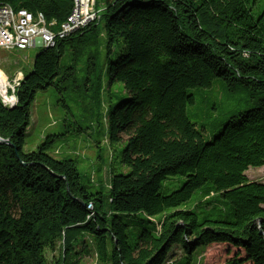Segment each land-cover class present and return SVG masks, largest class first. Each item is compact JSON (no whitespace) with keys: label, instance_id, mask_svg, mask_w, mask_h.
<instances>
[{"label":"trees","instance_id":"obj_1","mask_svg":"<svg viewBox=\"0 0 264 264\" xmlns=\"http://www.w3.org/2000/svg\"><path fill=\"white\" fill-rule=\"evenodd\" d=\"M0 3L41 13L56 31L73 0ZM101 5L99 19L41 48L13 107L0 101L10 143L0 144V264H202L214 243L237 250L223 264H264V182L245 175L264 166V0ZM101 20L109 80L128 94L108 115L110 144L123 143L113 160L128 169H112L108 209L101 184L81 185L76 160L49 154L56 135L23 151L35 92L76 83L73 64L60 63L67 49L73 61L87 53L84 85L99 81ZM216 87L225 102L191 121L192 90Z\"/></svg>","mask_w":264,"mask_h":264},{"label":"rangeland","instance_id":"obj_2","mask_svg":"<svg viewBox=\"0 0 264 264\" xmlns=\"http://www.w3.org/2000/svg\"><path fill=\"white\" fill-rule=\"evenodd\" d=\"M83 4L88 14H95L87 23L93 22L96 17L99 19L102 10L101 0H83ZM98 31V63L101 68L99 81L95 83L93 78L85 86L87 53H81L73 61L71 50L67 49L60 63L62 68L73 64L76 83L67 84L66 89L61 92L54 87L35 92L30 106V122L25 131L23 151H33L44 137L50 134L56 135L57 138L49 154L56 159L76 160L81 185L93 192L101 184L105 196L104 208L108 209L107 195L112 169L115 173L128 171L127 168L117 164V159L113 160V155L116 156L120 152L123 143L114 147L110 144L108 115L119 101L128 97V94L121 83L109 80L104 20L99 22ZM40 51L39 47L10 51L0 48V77L4 81L0 80L8 84L6 94H0V101L4 105L11 106L9 103L13 99L16 104V88L23 76L32 70L33 59ZM114 55V51L110 53V59H113ZM192 92L197 101L195 105L189 107L191 121L208 116L205 104L214 106L216 103L225 102L217 87L213 90L201 89ZM229 107L230 105L225 103L224 109ZM210 112L214 116L218 114L213 109ZM245 175L251 181L264 182V166L249 167ZM200 201L202 198L196 195L184 208L194 207ZM87 208H90V205ZM236 253L237 250L228 244L214 243L206 246L198 258L202 264H223ZM52 255L57 256V253L47 252L49 260L52 259ZM82 264H99V262L93 256L85 258Z\"/></svg>","mask_w":264,"mask_h":264},{"label":"built area","instance_id":"obj_3","mask_svg":"<svg viewBox=\"0 0 264 264\" xmlns=\"http://www.w3.org/2000/svg\"><path fill=\"white\" fill-rule=\"evenodd\" d=\"M88 14L83 0H73V5L66 20L54 31L47 24L41 13H32L20 9L15 10L9 4L0 3V48L5 50H26L44 48V44L54 45L56 37H64L85 26L94 18Z\"/></svg>","mask_w":264,"mask_h":264},{"label":"bare ground","instance_id":"obj_4","mask_svg":"<svg viewBox=\"0 0 264 264\" xmlns=\"http://www.w3.org/2000/svg\"><path fill=\"white\" fill-rule=\"evenodd\" d=\"M48 46H51V44H44V47H48ZM7 85L8 84H6V83H3L1 80H0V94H2V95H4V94H6V89H7ZM13 97V96H12ZM14 98V97H13ZM12 103H14V99H13V101L11 102V103H9V104H11L12 105Z\"/></svg>","mask_w":264,"mask_h":264},{"label":"water","instance_id":"obj_5","mask_svg":"<svg viewBox=\"0 0 264 264\" xmlns=\"http://www.w3.org/2000/svg\"><path fill=\"white\" fill-rule=\"evenodd\" d=\"M15 104L13 103L10 107H13ZM0 144H10L9 141L7 139H3L0 137Z\"/></svg>","mask_w":264,"mask_h":264}]
</instances>
